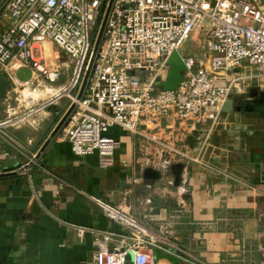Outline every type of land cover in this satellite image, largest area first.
<instances>
[{
    "label": "crops",
    "instance_id": "0c3cea01",
    "mask_svg": "<svg viewBox=\"0 0 264 264\" xmlns=\"http://www.w3.org/2000/svg\"><path fill=\"white\" fill-rule=\"evenodd\" d=\"M8 81L0 90V123L19 119L62 87L31 75L24 82L37 84L21 82L22 94ZM232 101L233 110L216 120L207 110L200 123L164 120L146 133L190 158L172 165L182 166L178 185L172 166L157 181L145 179L143 137L119 128L110 131L119 143L110 168L96 156L74 155L63 133L29 166L70 103L0 127V173L25 168L0 177V264H91L94 233L128 234L91 198L122 207L166 237L170 246L163 247L175 255L153 248L157 264H264V82L243 86Z\"/></svg>",
    "mask_w": 264,
    "mask_h": 264
},
{
    "label": "built area",
    "instance_id": "2783aa9c",
    "mask_svg": "<svg viewBox=\"0 0 264 264\" xmlns=\"http://www.w3.org/2000/svg\"><path fill=\"white\" fill-rule=\"evenodd\" d=\"M102 25L104 41L94 59ZM200 32L202 39L196 37ZM191 42L201 51L184 52ZM59 52L71 59V68L57 63ZM173 53L182 59L185 76L175 91L163 92L157 86ZM63 68L71 69L66 86L0 127L66 97L70 112L62 133L74 155L96 156L101 168L112 167L119 143L110 131L119 128L143 137L145 167L165 176L190 158L171 141L146 135L150 128L164 120L194 125L207 110L216 120L243 86L264 82V0H0V74L22 87L29 82L16 73L30 69L37 81L53 86ZM91 199L128 233H94L91 264H126L128 255L131 264H157L149 254L153 248L175 255L163 247L170 246L166 237L134 215Z\"/></svg>",
    "mask_w": 264,
    "mask_h": 264
},
{
    "label": "water",
    "instance_id": "95a60500",
    "mask_svg": "<svg viewBox=\"0 0 264 264\" xmlns=\"http://www.w3.org/2000/svg\"><path fill=\"white\" fill-rule=\"evenodd\" d=\"M104 25H102L101 28V32L100 35L98 36L95 45H94V53H93V57L94 59L97 57V54L99 53L101 46L103 44L104 41ZM168 66H169V71H168V75L166 76L165 80L160 82L157 86V88L160 91L163 92H172L175 91L176 88L181 84V82L184 79L185 76V66L184 63L182 62V59L180 58L178 53H173L172 56L169 58L168 60ZM94 66L92 65L91 68L88 70L87 74H86V78L88 76L91 75V72L93 70ZM222 112L224 113H229L233 110V101L232 99L227 100L224 105L222 106ZM70 112V109H68V111L65 113V115L62 117V119L59 121L58 125L56 126L54 132L50 135V137L48 138V141L45 145V147L42 149V151H40V153H38L37 155H35L33 157V159L31 160V163L29 164H36L38 165L40 163V161L42 160L43 157H41L44 152L48 151L49 146L52 145V143L60 136V134L62 133L63 129L66 126V120H67V116ZM33 168L35 167V165L32 166ZM25 170V168H20L16 171L13 172H9V173H0V177L3 176H7V175H16V174H22L23 171ZM173 175L175 177V184L178 185L180 182V177H181V172H182V166L181 165H174L171 168ZM144 178L147 180H152V181H157L161 178V175L158 171H155L152 168H147L144 171ZM131 255H128L127 259H126V264H131Z\"/></svg>",
    "mask_w": 264,
    "mask_h": 264
},
{
    "label": "rangeland",
    "instance_id": "374dc122",
    "mask_svg": "<svg viewBox=\"0 0 264 264\" xmlns=\"http://www.w3.org/2000/svg\"><path fill=\"white\" fill-rule=\"evenodd\" d=\"M196 37H199V38L202 39L203 33H201V32L198 33ZM184 48H186V47H184ZM197 48H198V42H191L190 45H188V47L186 49H184L183 51L184 52L187 51V52H190V53H196V51L197 52L201 51V50H197ZM53 52H55V49L53 50ZM59 55H60L59 56V61L57 63L58 64H64V63L69 64L70 65V68H71V66H72L71 59L68 56H66L63 53H61V52H59ZM49 62H51L50 59H49ZM62 74L63 75L61 77V80L59 82H57L56 84H54V86H59V85L66 86L67 83H68V81H69V79H70V76H71V69H67L66 70V69L63 68L62 69ZM31 75H32V71L30 69H22V70H20V71H18L16 73V76L19 78V80L20 81L22 80L23 82L26 81V80H29V78L31 77ZM8 82L11 85L12 88L17 89V87H18L21 93H22V90H24V87L16 86L10 80ZM33 84L30 83L29 86L31 87V85H33L35 87L37 83L34 82ZM43 84L44 85H47L45 82H43ZM59 88H61V87H59ZM42 91H43V89H42ZM25 92H27V95H28L29 91H25ZM16 97H17V95L14 96V97H12V100H11V101H13L12 103H15V98ZM21 99L24 101L23 97ZM46 99H48V98H46ZM58 103H70V101L65 97L63 99H60Z\"/></svg>",
    "mask_w": 264,
    "mask_h": 264
},
{
    "label": "trees",
    "instance_id": "16d2710c",
    "mask_svg": "<svg viewBox=\"0 0 264 264\" xmlns=\"http://www.w3.org/2000/svg\"><path fill=\"white\" fill-rule=\"evenodd\" d=\"M0 80H1V82H0V90H3V89L6 87L7 84H5V83H6V81H8V80H7L6 76L3 75V74H0ZM4 82H5V83H4ZM8 83H9V82H8Z\"/></svg>",
    "mask_w": 264,
    "mask_h": 264
},
{
    "label": "bare ground",
    "instance_id": "6f19581e",
    "mask_svg": "<svg viewBox=\"0 0 264 264\" xmlns=\"http://www.w3.org/2000/svg\"><path fill=\"white\" fill-rule=\"evenodd\" d=\"M29 94V93H28Z\"/></svg>",
    "mask_w": 264,
    "mask_h": 264
}]
</instances>
